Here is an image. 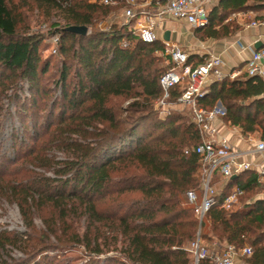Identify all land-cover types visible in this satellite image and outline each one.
<instances>
[{
  "label": "trees",
  "instance_id": "trees-1",
  "mask_svg": "<svg viewBox=\"0 0 264 264\" xmlns=\"http://www.w3.org/2000/svg\"><path fill=\"white\" fill-rule=\"evenodd\" d=\"M31 1L46 16L60 12L66 24L53 25L47 35L29 34L14 0H0V96L28 82L31 97L16 95L23 123L32 121L34 146L24 158L55 177L10 172L12 162L0 166V199L18 206L29 232H0V264H43L45 258L37 261L42 249L34 243L37 218L60 249L68 244L84 247L89 257L85 264H193L188 249L198 233L209 249L251 248L246 263L264 264V199L256 198L264 192V181L256 172L230 179L201 224L186 204L188 192L202 195L200 158L192 151L201 144V134L192 118L180 113L162 118L154 108L163 96L160 80L173 67H161L155 56L165 52V45L144 42L132 34L130 24L97 30L96 23L112 12L100 2ZM247 12H264V0H220L210 11L209 24L195 33L202 41L233 36L241 29L230 18ZM70 26H87L89 33L73 34L66 30ZM56 37L61 66L55 87L61 96L54 100V90L44 85L50 62L42 60L41 50ZM204 62V57L190 56L194 66ZM181 93L179 86L172 89L169 102ZM118 99L129 103L118 107ZM218 103L226 111V125L264 141L262 79L241 74L213 81L198 104L212 111ZM42 129H53L50 139L35 146ZM52 149L66 158L49 157ZM235 188L243 191L240 206L226 209L225 198ZM45 209L51 210L50 218ZM76 219L84 220L83 231L75 226ZM10 247L23 250L26 260L2 262Z\"/></svg>",
  "mask_w": 264,
  "mask_h": 264
},
{
  "label": "built area",
  "instance_id": "built-area-1",
  "mask_svg": "<svg viewBox=\"0 0 264 264\" xmlns=\"http://www.w3.org/2000/svg\"><path fill=\"white\" fill-rule=\"evenodd\" d=\"M90 3L100 2L104 5H120L125 9L126 25L130 24V31L146 43H154L160 40L168 46L163 53L173 67L161 78L160 84L163 96L158 101V106L166 108L170 104H176L188 108L191 111L192 121L198 126L201 134V144L194 148L201 163L203 175L202 201L199 203V195L194 191L186 194V202L194 205L196 216L203 223L207 213L215 204V198L219 194L214 186V178L221 177L227 182L234 175H240L245 171H254L260 180L264 181V141L257 136L246 137L247 141L255 145V153L260 156L258 164L242 160L241 153L235 152L231 143L219 136L215 126L217 120H223L225 109L216 106L212 111H206L199 106L198 100L208 93V87L213 81H221L224 78L232 80L239 77L241 70H232L228 74L222 71L224 61L215 55H210L201 65L190 64V55L180 46L165 42L158 38V30L161 22L171 17L177 20H186L194 29L205 28L209 24L211 8L220 0H89ZM254 27H263L264 18L251 23ZM240 51L252 50V57L245 63L246 74L250 78H260L264 81V46L260 50L247 47L241 41L235 43ZM126 46V44H125ZM181 87L182 93L174 103H170V93L175 87ZM168 112V111H165ZM164 112V113H165ZM169 114V112L167 113ZM243 191L235 188L233 193L225 198L223 207L229 209ZM193 255V264H199L202 260H208L212 264H236L240 256L249 257L251 248L241 251L228 246L224 250H211L207 248L198 233V238L188 249Z\"/></svg>",
  "mask_w": 264,
  "mask_h": 264
},
{
  "label": "rangeland",
  "instance_id": "rangeland-1",
  "mask_svg": "<svg viewBox=\"0 0 264 264\" xmlns=\"http://www.w3.org/2000/svg\"><path fill=\"white\" fill-rule=\"evenodd\" d=\"M13 4L14 8L18 12L22 13L24 19V27L26 26L25 29L29 31V34L47 35L53 25L63 27L66 24L64 16L60 12H54L52 13V15L46 16L44 14V11L39 9L31 0H14ZM110 8H112V12L110 13V15L106 18L100 19L96 23L95 28L97 30L108 31L115 25H126L127 19L125 18L124 7L115 5L111 6ZM230 20H232L241 30L243 27L242 23L249 21L248 19H245L243 17L241 19L238 17H234L230 18ZM181 29L182 32L187 35L186 25H184ZM57 45V37L48 39L46 45H43L41 50L42 60L50 62V71L49 74L44 78V85L54 90L52 92V98H54V100L61 96V92L55 87V81L58 79V70L61 66V58L58 54ZM165 47L168 48V46L166 45ZM155 56H157V58L159 59L161 67L166 69L171 67V61L162 52H156ZM243 65H241L237 69H242ZM242 72V74H244V71ZM16 95L20 96L23 99L31 97L28 82L22 81L19 83L17 89L9 88L5 91V93L0 96V166L2 164H6V162H12L8 167L10 172H13L14 170L18 172L23 171V173L37 172L48 177L54 178L55 176L51 170L48 171L46 168L43 169L42 167L37 168L35 167V163L30 162V157L28 159L24 158L25 152L29 148L34 146V142L32 141V121L29 118L26 124L23 123V119L21 118V116H19L18 113L19 107ZM48 102L50 103L51 99H48ZM158 102V100L155 102L154 108L159 113V116L162 118L165 117L168 112L180 113L187 116L188 118H192L190 114L191 111L188 108L176 104H170L164 109L158 106ZM115 103L118 107L125 108L129 102L124 101L123 99H118L115 100ZM228 127L231 128L230 126ZM52 130L49 133H46L47 131L45 129H42L41 139L38 141V143H35V146L40 147L42 146V144L44 145V143L50 139V134ZM255 136L260 138L259 135ZM22 142L26 146L25 148L24 145H22ZM47 153L49 157L54 158L56 161H62L66 158V154L57 149L48 150ZM224 184L225 180H223L221 177H216L214 181V186L218 188L219 191L222 190ZM198 195L200 203L202 201V196L199 193ZM132 196L137 197L138 195L134 194ZM259 196H261V194L256 196V198H259ZM186 204L189 207L194 208V205H190L187 202ZM239 206V202H236L232 208H237ZM43 214L45 215V217L50 218L51 210L45 209ZM76 222L79 223H77V225L75 224V226L79 230L83 231L85 229L84 220L77 221L76 219ZM35 227L38 231L37 233L39 234L37 240L34 243L40 246V250L42 249V251H40V253L38 254L37 261L42 258H45L46 260L42 259L43 264H85L89 259L88 253L86 252L84 247L80 245L68 244L64 249H60V247H58V242L55 240V238L52 237L49 240L48 237L45 235V232H47L46 226L44 225L41 219L37 218L35 220ZM0 232L18 234L29 233L28 229L26 228V224L22 219L18 206L4 198L0 199ZM8 250L9 251L7 253L3 254L2 262H20L26 260L27 258L25 252L20 248L10 247ZM113 254L117 255L119 253L111 252L109 255L112 256Z\"/></svg>",
  "mask_w": 264,
  "mask_h": 264
},
{
  "label": "crops",
  "instance_id": "crops-1",
  "mask_svg": "<svg viewBox=\"0 0 264 264\" xmlns=\"http://www.w3.org/2000/svg\"><path fill=\"white\" fill-rule=\"evenodd\" d=\"M263 15L264 12H247L233 15L231 18L238 17L241 19L243 17L249 21L245 23L243 22L242 30L235 35L220 40L207 39L202 41L196 35V29H194L186 20H177L171 17H168L161 22L158 35L160 39H163L164 33L170 31L171 41L169 43L180 46L190 56L196 55L204 57L205 60L208 59L211 54L220 57L225 64L222 69L224 74H228L235 69L238 70L237 68L243 64L244 67L240 70L245 71V63L252 57V50L249 47L252 46L256 49L257 44H261L262 47L264 46V26L261 28L251 26V23L256 21L257 17ZM184 25H186L187 28V35H185L181 29ZM238 40L249 49L244 52L240 51L239 47L235 44ZM214 124L218 129L219 136L226 138L231 143L235 152L241 153L242 160L252 162L253 164H258L260 162V156L255 153V145L248 142L238 128H229L223 120H217ZM258 199H264V192ZM245 258L247 257L240 256L237 259L236 264H248L246 263Z\"/></svg>",
  "mask_w": 264,
  "mask_h": 264
},
{
  "label": "water",
  "instance_id": "water-1",
  "mask_svg": "<svg viewBox=\"0 0 264 264\" xmlns=\"http://www.w3.org/2000/svg\"><path fill=\"white\" fill-rule=\"evenodd\" d=\"M66 30L80 36H87L89 33V28L87 26H70L67 27ZM163 39L165 40V42L169 43L171 41V32L166 31L163 35ZM261 48H262L261 44L256 45V50H260ZM218 106L224 108L221 103H218ZM236 177L237 175H234L232 179H235Z\"/></svg>",
  "mask_w": 264,
  "mask_h": 264
}]
</instances>
